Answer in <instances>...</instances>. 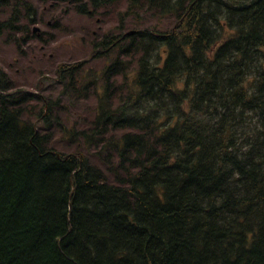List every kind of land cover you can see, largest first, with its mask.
<instances>
[{"label":"trees","instance_id":"obj_1","mask_svg":"<svg viewBox=\"0 0 264 264\" xmlns=\"http://www.w3.org/2000/svg\"><path fill=\"white\" fill-rule=\"evenodd\" d=\"M120 1L0 0V39ZM125 3L48 84L0 67V264H264V0Z\"/></svg>","mask_w":264,"mask_h":264},{"label":"rangeland","instance_id":"obj_2","mask_svg":"<svg viewBox=\"0 0 264 264\" xmlns=\"http://www.w3.org/2000/svg\"><path fill=\"white\" fill-rule=\"evenodd\" d=\"M43 7L40 3V10ZM126 7L125 0H122L108 9L105 15H97V18L89 19L73 9L62 14V8L56 11L47 4L44 20L34 24L41 28L42 38L31 37L30 42L24 46V55H20L17 47L6 42L4 37L0 39V67L8 73L14 85L36 90L37 83L44 72L49 74L47 84L54 79V70L58 63L86 58L91 50L93 34H102L119 25L120 18L116 13L124 12ZM56 14H62V16L59 18ZM124 20L126 22L123 31L145 25L166 29L173 22L172 17L157 19L156 17L148 18L143 14L140 19L129 17ZM91 104H93L92 101Z\"/></svg>","mask_w":264,"mask_h":264},{"label":"bare ground","instance_id":"obj_3","mask_svg":"<svg viewBox=\"0 0 264 264\" xmlns=\"http://www.w3.org/2000/svg\"><path fill=\"white\" fill-rule=\"evenodd\" d=\"M254 1H255V0H254ZM256 2H257V1H256ZM102 3H103V2H102ZM128 3H129V2H128ZM120 4H121V3H120ZM218 4H219V3H218ZM253 4H254V3H253ZM260 4H261V3H260ZM146 5H147V4H146ZM251 6H252V5H251ZM106 7H108V6L106 5ZM116 7H117V6H116ZM259 7H260V6H259ZM238 8H239V7H238ZM246 8H247V6H246ZM128 9H129V8H128ZM254 9H255V8H254ZM96 11H97V10H96ZM124 11H125V10H124ZM253 13H254V12H253ZM116 14H117V13H116ZM245 15H246V14H245ZM120 18H121V17H120ZM133 18H134V17H133ZM255 18H256V17H255ZM255 18H254V19H255ZM262 18H263V17H262ZM137 19H138V18H137ZM243 19H244V18H243ZM256 19H258V18H256ZM261 20H262V19H261ZM122 22H123V21H122ZM257 23H258V22H257ZM243 24H244V23H243ZM243 26H244V25H243ZM259 26H260V25H259ZM261 27H263V26H261ZM120 28H121V27H120ZM259 28H260V27H259ZM248 31H249V30H248ZM249 32H250V31H249ZM252 32H253V31H252ZM260 32H261V31H260ZM139 33H140V32H139ZM252 34H253V33H252ZM134 35H135V34H134ZM262 35H263V34H262ZM129 36H130V35H129ZM245 36H246V35H245ZM248 36H249V35H248ZM252 36H253V35H252ZM251 38H253V37H251ZM245 40H246V39H245ZM137 41H138V40H137ZM255 41H257V40H255ZM227 43H228V42H227ZM229 47H230V46H229ZM236 47H237V46H236ZM229 49H230V48H229ZM219 52H220V51H219ZM227 53H228V52H227ZM229 54H230V53H229ZM231 54H232V53H231ZM260 55H261V54H260ZM126 56H127V55H126ZM124 58H125V57H124ZM234 60H236V59L234 58ZM257 60H258V59H257ZM127 61H128V60H127ZM253 61H254V60H253ZM252 63H253V62H252ZM117 64H118V63H117ZM125 66H126V65H125ZM220 66H223V65H221V63H220ZM224 68H225V66H224ZM225 70H226V69H225ZM110 72H111V71H110ZM126 73H127V72H126ZM114 74H115V73H114ZM123 77H124V76H123ZM111 78H112V77H111ZM119 80H120V79H119ZM230 80H231V79H230ZM123 81H124V80H123ZM124 82H125V81H124ZM228 82H229V81H228ZM128 83H129V82H128ZM121 85H123V84H121ZM241 92H242V91H241ZM257 97H258V96H257ZM243 110H244V109H243ZM245 110H246V109H245ZM263 110H264V109H263ZM261 114H262V113H261ZM135 118H136V117H135ZM135 118H134V119H135ZM227 118H228V117H227ZM239 118H240V117H239ZM223 120H224V119H223ZM232 120H233V119H232ZM226 122H227V121H226ZM125 123H127V122H125ZM131 123H132V122H131ZM223 123H224V122H223ZM129 124H130V123H129ZM137 124H138V123H137ZM140 124H141V123H140ZM120 125H121V124H120ZM133 125H134V124H133ZM133 125H132V126H133ZM240 125H241V124H240ZM244 125H245V124H244ZM222 127H223V126H222ZM229 128H230V127H229ZM154 129H155V128H154ZM221 129H222V128H221ZM236 129H237V128H236ZM224 130H225V129H224ZM149 131H150V130H149ZM242 131H243V130H242ZM242 131H241V132H242ZM239 132H240V131H239ZM263 132H264V131H263ZM233 133H234V132H233ZM236 133H237V132H236ZM147 135H148V134H147ZM230 139H231V138H230ZM258 139H259V137H258ZM258 139H257V141H258ZM250 140H251V139H250ZM233 141H234V140H233ZM235 141H236V140H235ZM242 141H243V140H242ZM245 142H246V141H245ZM252 142H253V141H252ZM255 142H256V141H255ZM144 143H146V142H144ZM234 144H235V143H234ZM243 144H244V143H243ZM138 145H139V144H138ZM142 145H143V144H142ZM189 145H190V144H189ZM195 145H196V144H195ZM140 146H141V145H140ZM192 146H193V145H192ZM143 147H144V146H143ZM240 147H241V146H240ZM248 147H250V146H248ZM258 147H259V146H258ZM149 148H150V147H149ZM238 148H239V147H238ZM246 148H247V147H246ZM254 148H255V147H254ZM256 148H257V147H256ZM236 149H237V148H236ZM149 150H150V149H149ZM154 150H155V148H154ZM185 150H186V149H185ZM238 150H239V149H238ZM240 150H241V149H240ZM246 150H247V149H246ZM253 150H254V149H253ZM258 150H259V149H258ZM145 151H146V150H145ZM152 151H153V150H152ZM156 151H157V150H156ZM212 151H213V150H212ZM242 151H243V150H242ZM139 152H140V151H139ZM190 152H191V151H190ZM239 152H240V151H239ZM141 153H142V152H140V154H141ZM201 153H202V152H201ZM244 153H245V152H244ZM244 153H242V154H244ZM249 153H250V152H249ZM254 153H255V152H254ZM149 154H150V153H149ZM186 154H187V153H186ZM188 154H190V153H188ZM235 154H237V153H235ZM238 154H239V153H238ZM246 154H248V152H246ZM142 155H143V154H142ZM161 155H162V154H161ZM214 155H215V154H214ZM259 155H260V154H259ZM263 155H264V154H263ZM150 156H151V155H150ZM205 156H206V155H205ZM205 156H204V157H205ZM208 156H209V155H208ZM255 156H256V154H255ZM140 157H142V156H140ZM140 157H138V158H140ZM161 157H162V156H161ZM241 157H242V156H241ZM247 157H248V156H247ZM189 158H190V157H189ZM213 158H214V157H213ZM218 158H219V157H218ZM254 158H255V157H254ZM214 159H215V158H214ZM224 159H225V158H224ZM187 160H188V158H187ZM215 160H216V159H215ZM219 160H220V159H219ZM225 160H226V159H225ZM247 160H248V159H247ZM142 161H144V160H142ZM223 161H224V160H223ZM208 162H210V161H208ZM202 163H203V161H202ZM206 163H207V162H206ZM249 163H250V162H249ZM249 163H248V164H249ZM143 164H144V163H143ZM149 164H150V162H149ZM146 165H147V164H146ZM250 165H251V164H250ZM257 165H258V164H257ZM208 166H209V165H208ZM162 168H163V167H162ZM214 168H215V167H214ZM214 168H213V169H214ZM167 169H168V168H167ZM213 169H212V170H213ZM217 169H218V168H217ZM210 170H211V169H210ZM165 171H166V170H165ZM165 171H163V172H165ZM188 171H189V170H188ZM214 171H216V170H214ZM151 172H152V171H151ZM209 172H210V171H209ZM217 172H218V171H217ZM165 173H166V172H165ZM212 173H213V172H212ZM214 173H216V172H214ZM218 173L221 174L220 171H219ZM218 173H217V174H218ZM159 174H160V173H159ZM159 174H158V175H159ZM163 174H164V173H163ZM170 174H171V173H170ZM170 174H169V175H170ZM222 174H223V173H222ZM165 175H166V174H165ZM169 175H167V176H169ZM173 175H174V174H173ZM209 175H210V174H209ZM218 175H219V174H218ZM154 176H155V175H154ZM167 176H166V177H167ZM195 176H196V175H195ZM211 176H212V175H211ZM211 176H210V177H211ZM214 176H215V175H214ZM216 176H217V175H216ZM157 177H158V176H157ZM166 177H164V179H166ZM189 177H190V176H189ZM200 177H201V176H200ZM202 177H203V176H202ZM206 177H208V176H206ZM217 177H218V176H217ZM158 178H159V177H158ZM191 178H192V177H191ZM203 178H204V177H203ZM203 178H202V179H203ZM154 179H155V178H154ZM159 179H160V178H159ZM195 179H196V178H195ZM210 179H211V178H210ZM166 180H167V179H166ZM205 180H206V178H205ZM196 181H197V180H196ZM159 182H160V181H159ZM161 182H162V181H161ZM170 182H171V181H170ZM200 182H202V181H200ZM207 182H208V179H207ZM207 182H206V183H207ZM168 183H169V182H168ZM171 183H172V182H171ZM184 183H185V182H184ZM184 183H183V184H184ZM209 183H210V182H209ZM203 184H204V183H203ZM157 185H159V184H157ZM200 185H201V183H200ZM206 186H207V185H206ZM208 186H209V185H208ZM208 186H207V187H208ZM175 187H176V185H175ZM178 188H179V187H178ZM191 189H192V187H191ZM201 189H202V188H201ZM180 191H181V189H180ZM187 191H189V189H188ZM151 192H153V191H151ZM173 192H174V189H173ZM177 192H178V191H177ZM207 192H208V191H207ZM207 192H206V193H207ZM148 193H149V192H148ZM148 193H147V196H148ZM175 193H176V192H175ZM181 193H182V192H180V194H181ZM150 194H151V193H150ZM170 194H171V193H170ZM182 194H183V193H182ZM144 196H145V195H144ZM175 196H177V195H175ZM210 196H211V195H210ZM210 196H209V197H210ZM179 197H180V196H179ZM188 197H189V196H188ZM212 197H213V196H212ZM172 198H173V197H172ZM143 199H145V198L143 197ZM170 199H171V198H170ZM178 199H179V198H178ZM181 200H182V198H181ZM152 201H153V200H152ZM140 202H141V201H140ZM172 202H173V201H172ZM188 202H189V201H188ZM157 203H158V202H157ZM177 204H178V203H177ZM190 204H191V203H190ZM148 205H149V204H148ZM156 205H157V204H156ZM158 205H159V204H158ZM167 206H168V205H167ZM182 206H183V205H182ZM134 207H135V206H134ZM147 207H148V206H147ZM155 207H156V206H155ZM163 207H164V206H163ZM185 207H186V206H185ZM190 207H191V206H190ZM134 209H135V208H134ZM158 209H159V208H158ZM162 209H163V208H162ZM166 211H167V210H166ZM184 211H185V210H184ZM151 212H152V211H151ZM159 212H160V211H159ZM161 212H163V211H161ZM176 213H177V212H176ZM186 213H187V212H186ZM159 214H160V213H159ZM166 214H167V213H166ZM171 214H172V213H171ZM138 215H140V214H138ZM136 216H137V214H136ZM140 216H142V215H140ZM157 216H158V215H157ZM167 216L170 217V215H167ZM175 216H176V215H175ZM175 216H173V217H175ZM138 218H139V217H138ZM161 218H162V217H161ZM161 218L158 217L159 220H160ZM177 218H178V217H177ZM166 219H167V217H166ZM141 220H142V219H141ZM172 220H173V218H172ZM180 220H181V219H180ZM137 221H138V220H137ZM137 221H136V223H137ZM162 221H163V220H162ZM167 221H168V220H167ZM167 221L164 220V223H165V222L167 223ZM173 221H175V220H173ZM168 222H170V221H168ZM138 223H141V222H138ZM174 223L176 224V223H178V222H174ZM174 223L172 222L173 226H174ZM179 223H180V222H179ZM142 224H143V223H142ZM137 226H138V225H137ZM139 226H141V225H139ZM184 226H185V225H184ZM171 227H172V226H171ZM176 227H177V226H176ZM142 228H143V227H142ZM169 228H170V227H169ZM172 228H174V227H172ZM186 228H187V227H186ZM186 228H185V230H186ZM144 229H145V228H144ZM148 229H149V228H148ZM174 229H175V228H174ZM178 229H179V228H178ZM182 229H183V228H182ZM175 230H176V229H175ZM185 230H184V232L187 231V230H186V231H185ZM146 231H147V230H146ZM221 231H222V230H221ZM250 231H251V230H250ZM178 232H179V231H178ZM180 232H181V231H180ZM187 232H188V231H187ZM252 232H253V231H252ZM250 233H251V232H250ZM178 234H179V233H178ZM184 235H185V234H184ZM189 235H190V234H189ZM186 236H187V235H186ZM201 236H202V235H201ZM243 236H244V235H243ZM243 236H242V237H243ZM188 237H190V236H187L186 239H188ZM206 237H207V235H206ZM207 238H209V237H207ZM203 239H204V238H203ZM210 239H211V238H210ZM244 239H245V238H244ZM200 240H201V238H200ZM204 240H205V239H204ZM204 240H203V241H204ZM203 241H202V242H203ZM209 241H210V240H209ZM209 241H208V242H209ZM198 242H199V239H198ZM205 243H206V242H205ZM260 243H261V242H260ZM198 246H199V245H198ZM134 247H135V246H134ZM206 247H207V246H206ZM241 247H242V246H241ZM255 247H256V246H255ZM132 248H133V247H132ZM134 249H135V248H134ZM208 249H209V248H208ZM132 252H134V251H132ZM241 252H242V251H241ZM254 252H255V251H254ZM132 254H133V253H132ZM248 254H249V253H248ZM255 254H256V253H255ZM262 255H263V254H262ZM240 257H241V256H240ZM244 258H245V257H244ZM242 262H243V261H242ZM258 262H259V261H258Z\"/></svg>","mask_w":264,"mask_h":264},{"label":"water","instance_id":"obj_4","mask_svg":"<svg viewBox=\"0 0 264 264\" xmlns=\"http://www.w3.org/2000/svg\"><path fill=\"white\" fill-rule=\"evenodd\" d=\"M38 30H39V28H38V27H35V28H34V31H38ZM134 32H135V31H134V30H132V31H130L129 33H130V34H133Z\"/></svg>","mask_w":264,"mask_h":264}]
</instances>
